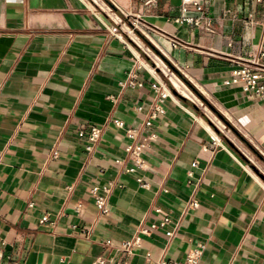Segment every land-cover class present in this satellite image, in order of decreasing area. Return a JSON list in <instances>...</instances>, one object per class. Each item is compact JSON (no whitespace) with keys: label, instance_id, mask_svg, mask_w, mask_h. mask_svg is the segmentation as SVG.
Returning <instances> with one entry per match:
<instances>
[{"label":"crops","instance_id":"1","mask_svg":"<svg viewBox=\"0 0 264 264\" xmlns=\"http://www.w3.org/2000/svg\"><path fill=\"white\" fill-rule=\"evenodd\" d=\"M95 1L0 0V264H158L196 247L198 264H264V107L224 83L264 36V0H193L204 10L184 14L212 31L177 21L183 0H103L124 27ZM130 75L141 85L122 87ZM154 84L173 93L161 112ZM95 126L92 145L80 133ZM129 127L149 137L134 173ZM109 185L101 213L92 189ZM165 216L179 222L172 237L174 223L138 232Z\"/></svg>","mask_w":264,"mask_h":264},{"label":"built area","instance_id":"2","mask_svg":"<svg viewBox=\"0 0 264 264\" xmlns=\"http://www.w3.org/2000/svg\"><path fill=\"white\" fill-rule=\"evenodd\" d=\"M256 1L262 2L263 0H256ZM97 2L103 5L107 15L115 23L122 25V27L127 26V23H125L115 14L113 8L109 4H107L103 0H96L95 3ZM192 3L196 6V8L199 11L204 10L202 5L198 4L197 2H194L193 0H183L181 7L182 14L177 19V21L181 23L195 25L197 27L212 31L211 22L209 20L205 18H192L184 14L188 10V6ZM155 57L161 60L157 55H155ZM237 62L239 66L231 71L230 77L226 81H224L225 85H227L228 87H239L247 95L248 98L261 102L264 107V36L258 45H256L250 50H244ZM163 64H164V70L169 75L170 80L172 76L178 77L176 73L171 70L170 67H168L164 62ZM127 85L136 86V85H141V83H138L135 80L134 75H130L128 79L122 83V87H125ZM153 88L157 92V97L153 104V109L155 111L161 112L162 105L165 99L173 95V93L171 92L170 89L163 87L161 84H154ZM173 88L176 90L174 85ZM138 110L142 111L143 107L142 106L138 107ZM115 122L117 125L121 127H125V123L122 120H116ZM150 125H151V121L148 120L144 123V128ZM142 133H143V128H136V127L126 128V134L132 139V141L127 145L125 151L128 158L133 163L131 167L125 169L127 173H134L136 172L137 169H143L146 167V162L144 160L143 154H144V150L147 147L149 137L142 136ZM101 135H102V128L97 126L93 127L89 133H84V132L80 133V136L87 137V139L90 141L92 145L98 142V140L101 138ZM212 140H213V144L216 147L222 145L221 139L217 135H213ZM116 162L120 163L119 160H117ZM138 182L140 183V185L144 187L147 186V184L142 179H138ZM92 193L94 195L95 205L97 206L98 210L101 213H107L110 210L108 199L112 193V185L105 187L95 186L92 189ZM156 211L160 212V209H156ZM47 221H48V216L43 217L41 220L42 223H45ZM171 223H174V227L171 230H168L166 232V235L168 237H172L179 227V222H173V220L169 216L163 217V219L160 222L153 223L150 226L144 227L141 225L138 229V232L146 235H150L152 231H155L158 228H165L167 225ZM139 242H140V238L134 237L133 239H130L122 243L121 250L126 255L131 254L133 248L139 245ZM202 254H203V248L196 247V248H192L189 251V253L187 254L186 258L183 261H173V260H168L166 258H162L160 259L158 264H198ZM1 256L2 253L0 251V257ZM104 263L105 260L102 258H99L96 261V264H104ZM118 264H129V262L127 260H121Z\"/></svg>","mask_w":264,"mask_h":264},{"label":"rangeland","instance_id":"3","mask_svg":"<svg viewBox=\"0 0 264 264\" xmlns=\"http://www.w3.org/2000/svg\"><path fill=\"white\" fill-rule=\"evenodd\" d=\"M126 28V27H125ZM155 54V53H154ZM156 55V54H155ZM158 55V54H157ZM159 56V55H158ZM155 57V56H154ZM160 57V56H159ZM161 60L168 66L170 67L165 61L164 59H162V57H160ZM155 59V58H154ZM157 59L155 61H157L158 63H161L162 61ZM163 68V67H162ZM172 70V69H171ZM173 71V70H172ZM178 77L179 75L176 74ZM178 77L176 76H172V81L173 80H178ZM180 78V77H179ZM181 79V78H180ZM181 81L185 84V86L189 89V91L191 92V98H194V99H199L201 102L204 103L203 105V108H205V110L207 111V113L209 114V116L212 118V120L216 123V125H218L219 127H222L225 126V123L218 117V115L210 109V107L181 79Z\"/></svg>","mask_w":264,"mask_h":264},{"label":"trees","instance_id":"4","mask_svg":"<svg viewBox=\"0 0 264 264\" xmlns=\"http://www.w3.org/2000/svg\"><path fill=\"white\" fill-rule=\"evenodd\" d=\"M139 35L147 42L151 45V43L141 34L139 33ZM152 46V45H151ZM179 77L209 106L213 109V111L218 115V116H221L223 118V120L225 121V123L233 128L231 126V124L214 108L212 107V105L207 101V99L187 80L185 79L180 73H178ZM236 131V130H235ZM237 134L242 138V140L247 144L249 145L255 152L256 150L250 145V143L244 138L242 137L238 132Z\"/></svg>","mask_w":264,"mask_h":264},{"label":"water","instance_id":"5","mask_svg":"<svg viewBox=\"0 0 264 264\" xmlns=\"http://www.w3.org/2000/svg\"><path fill=\"white\" fill-rule=\"evenodd\" d=\"M175 91H176V90H175ZM176 92H177V91H176ZM212 107H213V106H212ZM210 109L213 110L211 107H210ZM219 118H220L223 122H225L221 116H219Z\"/></svg>","mask_w":264,"mask_h":264},{"label":"bare ground","instance_id":"6","mask_svg":"<svg viewBox=\"0 0 264 264\" xmlns=\"http://www.w3.org/2000/svg\"><path fill=\"white\" fill-rule=\"evenodd\" d=\"M176 85H177L178 87H180V85H179V83H178V82H176Z\"/></svg>","mask_w":264,"mask_h":264}]
</instances>
